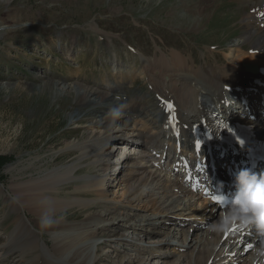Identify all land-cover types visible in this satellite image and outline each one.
<instances>
[{"label": "rangeland", "instance_id": "374dc122", "mask_svg": "<svg viewBox=\"0 0 264 264\" xmlns=\"http://www.w3.org/2000/svg\"><path fill=\"white\" fill-rule=\"evenodd\" d=\"M180 1L0 0V155L8 157V162L0 168V187L3 190L2 193L0 192V264L51 262L47 248L48 245L50 247L53 245L54 236L45 227H41L40 219L33 214H27V217L36 225L37 242L40 247L29 251V246L28 253L21 258V251L23 252L24 249L20 248L21 242L16 236L10 248H5L9 245L11 232L15 229V223L12 221L17 215L13 202L16 183L19 180L25 181L30 177H37L46 170L64 165L66 162L69 163L73 157L63 159L65 151L60 148L66 141H78L90 131L89 123L93 119V113L86 114L78 126L72 124L69 115L76 108V100L73 97L54 100L50 81L72 85L81 83L96 88L104 75L117 72L116 67L118 72L129 66L142 68L144 58H150V62H153L152 71H163L166 62L164 57L159 59L161 52L167 55L170 62L173 61L168 65H176L178 60H184L183 69L191 70L178 71L176 74L174 67L168 69L165 75L160 74V90H168V93L167 84L164 86L162 84L164 76H169V82L172 83L176 74L178 77L176 84L183 82L186 86L195 89L198 83L192 73L196 70L213 71L215 68L210 67V64H217L215 66L218 70L230 71L228 68L231 67L230 60L225 58V53L228 48H234L239 40L241 15L243 9L247 10V5L242 3V0H215V2L208 0L214 4V7L204 13V16L210 17H206L203 21V16L195 27L190 23L197 17L195 12L187 9L191 16L179 19L180 16L187 14L184 6L176 8L175 5ZM194 4L196 2L190 5L191 8ZM250 21L251 18L248 22ZM251 27L258 26L254 24ZM157 62L160 64L158 65ZM46 81L49 84L40 91L39 86ZM148 85L145 77L136 76L129 96L123 98L121 105L133 103L136 99L134 107L140 108L148 102V99L157 98L158 94L150 90ZM131 94L134 97H130ZM144 94L148 97L143 100ZM172 102L176 103L173 98ZM231 102H234V99ZM235 102L232 114H235L236 121H239V118L245 117L244 113L249 114V112L242 107V103ZM89 108L88 105L84 106V110ZM177 110L180 111L181 108L178 106ZM255 112L256 116L252 121H257L261 116L260 120L264 124V111ZM130 120L131 127L133 122L132 119ZM111 141L118 142L116 145L118 148L123 146L119 137ZM166 146L173 147L169 144ZM127 147L125 150L130 155L139 151L131 150L133 148L131 145ZM155 151L161 156V161L167 159V151L162 153ZM218 164L221 167H216V170L226 169L225 160L219 161ZM8 167L11 169L8 170ZM177 169L179 171V166ZM80 175L83 176L82 173ZM121 175L122 172H117L112 176L119 179ZM117 179L112 178L113 182L109 183L110 194L111 189H118V186H115ZM73 183L61 185L60 196L75 193V189L72 188ZM76 191H80V188ZM158 196L157 194L156 197ZM184 197V195L179 196L174 203L177 210L182 208L183 204L180 201ZM195 202L197 203V201L190 202L192 208ZM103 203L106 204L105 207H92L88 210L89 213L100 214L102 222L96 224L99 234L89 241L90 246L88 245L84 255L76 259H81V264H92L89 259L95 254H97L95 264H195L194 254L197 248L194 249L191 259H189L190 252L194 246L200 245L198 242L200 236L203 238L201 242L205 241L206 232L210 230L206 224L194 226L188 223L189 220L195 221L200 218L198 216L203 212L200 207L193 214L188 210L189 213L178 214L180 217L175 219L167 218L164 223H161L162 220H158V223L153 222L162 224V227L158 228V232H151L152 226L139 221L143 215H147V218L151 217V220L155 219L156 216L152 215L151 210L133 208L132 213L141 216L138 217V221L133 222L135 227L131 228L124 224L126 211H129V208H117L111 201L101 202ZM84 210L73 206L60 211L54 216L52 224L59 221L65 224L80 223L88 213ZM177 219L184 220L185 224L177 223ZM188 227L194 228V230L190 228L188 240L190 237H198L197 242L194 238L195 245L191 242L188 245V240L185 243L182 238ZM244 241L249 243L235 246L236 254L232 252L229 255L235 242L229 247L227 245L230 241L227 240L215 245L209 244V247L214 250V254L222 251L219 258H223L224 255L231 257L224 264H250L249 259L252 256L248 258V253L259 247V239L255 236ZM166 242L169 243V248L164 247ZM171 247L176 248L171 250ZM72 254L73 250H70L63 257L68 259ZM252 264H256L255 260H252Z\"/></svg>", "mask_w": 264, "mask_h": 264}, {"label": "bare ground", "instance_id": "6f19581e", "mask_svg": "<svg viewBox=\"0 0 264 264\" xmlns=\"http://www.w3.org/2000/svg\"><path fill=\"white\" fill-rule=\"evenodd\" d=\"M193 2L196 4L191 8L190 5ZM212 2L181 0L175 6L176 8L184 6L186 12L187 9L195 12L197 17L190 23L196 27L204 13L214 7ZM183 3L184 5H182ZM242 3L247 5V10L243 9L241 15L239 40L235 43L234 48H228L225 53V58L230 60L231 67H228L230 71L218 70L215 66L217 64H210V67L215 68L213 71L196 70L192 73L198 83V87L195 89L186 86L183 82L176 84L178 71L191 70L183 69L184 60H178L176 65H168L173 61L170 62L164 52H161L159 58L164 57L166 62L163 71H152L153 62H150V58L143 57L142 68L129 66L118 72L116 67L117 72L112 75H104L102 81L97 83L96 88L81 83L72 85L55 80L50 81V90L54 100L58 101L63 97H73L76 100V108L69 115L72 124L78 126L86 114L93 113V119L89 123L90 131L78 141H66L60 148L65 151L63 156L61 155L63 159L73 157L69 163L66 162L64 165L46 170L37 177H30L25 181L19 180L16 183L13 202L17 215L12 221L15 223V231L11 232L9 245L5 247L6 249L10 248L9 246L16 236L20 239V248L24 249L23 252L21 251V258L25 253H28L29 246V251L40 247L37 242L36 225L27 217V214L36 215L40 219L45 208L52 209V214L55 216L60 211L73 206L81 207L87 212L92 207H105L106 204H101V202L111 201L116 204L117 208L130 209L126 211L127 217L124 224L131 228L135 227L133 222L138 221V217L141 216L138 213H132L133 208L151 210L152 215L157 219L151 220V217L147 218V215H143L139 220L143 224L152 226L151 232H158V228L162 227V224H155L158 223V220H162L161 223H164L167 218L168 220L175 219L180 217L178 214L189 213L188 210H191L193 214L200 207L203 210L198 216L200 218L195 221L189 220L188 223H192L194 226L206 224L210 230L206 232V242H201L202 236L200 238L190 237L188 240L189 230L190 228L194 230L193 227H188L184 231L182 238L185 243L188 240V245L190 242L195 245L194 242H197V238L200 243L197 247L194 246L189 259H191L194 249L197 248L194 254L195 264H219L220 262L224 264L231 257L224 255L223 258H219L222 251L214 254V250L209 247V244L215 245L227 240L230 241V244L227 245L229 247L235 242L229 255L232 252L236 254L235 246H244L249 243L244 240L258 235L259 247L248 253V258L252 256L249 259L250 264H252V260H255L256 264H264V255L258 254L264 249V236L257 233L253 227H245L238 223L232 224L227 230H217L214 226L224 215L226 207L219 208L217 204L210 202L207 196L210 190L208 184L210 178L196 179L195 176L196 172L204 173L210 168V159L215 160V168L220 167L219 161L225 160L226 167L229 166L228 161H233L231 168L253 169L245 163L247 159L244 153L229 148V140L220 136L209 142L203 140L208 124L220 121L236 122L237 116L232 114L234 113L232 107L233 104L236 105L235 101H238L239 98L248 102L252 108L257 103L263 104L264 101L262 100L264 97V16L261 15L264 13V0H242ZM190 16L191 14L187 12L179 19L182 20ZM206 17L210 16H204L203 21ZM250 18L252 21L248 22ZM254 24L258 27H251ZM140 56L142 55L140 54ZM157 63L160 64V62ZM193 63L194 61H192ZM246 63L252 64L251 71L244 68ZM170 68H174L176 73L175 81L170 83L169 76H164L162 80L163 86L167 84L168 93V90H160V84L161 75H165ZM235 69L238 71L236 72ZM136 76L145 77L149 89L158 94L157 98L148 99V102L140 108L134 107L136 99L133 103L121 105L123 98L129 96L131 85ZM43 83L39 86L40 91L49 84L48 81ZM130 97L134 96L131 94ZM145 97L148 96L144 94L142 99H146ZM172 98L176 102L175 104L172 102ZM233 99L234 102H231ZM168 104L172 105L171 110L168 109ZM86 105L90 106L88 110H84ZM178 106L181 108L180 111L177 110ZM259 107L264 109V105ZM248 115L252 116V114ZM130 119L133 122L131 127ZM243 119L244 122H242ZM260 119H262L261 116L258 117L259 121L254 122L245 116L239 118V123L249 125L255 137L264 138V124ZM116 137H119L120 143L123 144L120 148L116 146L118 142L111 141ZM108 142L110 143L108 144ZM167 144L173 145V148H168ZM127 145L133 147L131 150L139 151L130 155L125 150L128 148ZM155 150L161 153L167 151V159L161 161V156L157 155L158 153L155 154ZM236 162H238L237 165ZM258 163L263 164L264 159L257 162V166ZM243 164L246 166L242 167ZM118 166L119 170H117ZM7 169L9 170L11 167ZM225 171V168H219L215 172L217 175L228 178V174H223ZM117 172H122L119 179L112 176ZM210 172H213L212 168H210ZM81 173L83 176L80 175ZM110 178L117 179L115 186H118L117 190H110L111 194L108 192L109 183L113 182ZM228 181L230 180L227 179ZM69 182H74L72 188L75 189V193L64 197L60 196L61 185ZM231 182H235V180L233 179ZM223 185L225 184L223 183ZM225 186L235 192L234 186L229 184ZM79 188L80 191H76ZM0 192H3L1 187ZM181 195L185 196L180 201L183 205L177 210L174 203ZM87 196L93 197L86 198ZM192 201H197L194 208H192ZM100 222H102L100 214L88 211L80 223L65 224L59 221L45 227L54 236L53 245L51 247L48 245L47 248V253L51 257L49 264H79V262L81 264V259H76L84 255L88 245L90 246L89 241L99 234L96 224ZM176 222L181 225L185 224L182 219H177ZM91 246L93 245L91 244ZM169 246L167 242L164 244V247L169 248ZM174 248L176 247H171V250ZM70 250H73V254L68 259L63 257ZM239 253L241 252L239 251ZM89 261L95 264L97 254Z\"/></svg>", "mask_w": 264, "mask_h": 264}, {"label": "clouds", "instance_id": "9594fccd", "mask_svg": "<svg viewBox=\"0 0 264 264\" xmlns=\"http://www.w3.org/2000/svg\"><path fill=\"white\" fill-rule=\"evenodd\" d=\"M236 191L224 196V215L214 226L217 230H227L232 224L253 227L264 236V173L257 175L250 169L239 170L235 175ZM53 210L45 208L40 217L41 227L54 222ZM264 255V249L260 253Z\"/></svg>", "mask_w": 264, "mask_h": 264}, {"label": "snow or ice", "instance_id": "6c2138e0", "mask_svg": "<svg viewBox=\"0 0 264 264\" xmlns=\"http://www.w3.org/2000/svg\"><path fill=\"white\" fill-rule=\"evenodd\" d=\"M261 15L264 16V13H262ZM167 107H168L169 110L172 109V105L171 104H168ZM210 199L215 201L217 204H219L222 201V197L215 196V195H213Z\"/></svg>", "mask_w": 264, "mask_h": 264}, {"label": "trees", "instance_id": "16d2710c", "mask_svg": "<svg viewBox=\"0 0 264 264\" xmlns=\"http://www.w3.org/2000/svg\"><path fill=\"white\" fill-rule=\"evenodd\" d=\"M8 157L4 156V155H0V168L4 165V163L8 162L7 160Z\"/></svg>", "mask_w": 264, "mask_h": 264}, {"label": "water", "instance_id": "95a60500", "mask_svg": "<svg viewBox=\"0 0 264 264\" xmlns=\"http://www.w3.org/2000/svg\"><path fill=\"white\" fill-rule=\"evenodd\" d=\"M251 67H253V66H251V65H249V64H246V65H245V68L248 69V70H252L253 68H251Z\"/></svg>", "mask_w": 264, "mask_h": 264}]
</instances>
